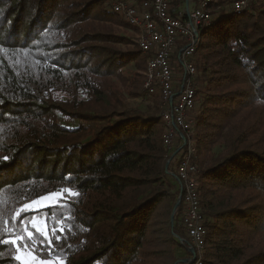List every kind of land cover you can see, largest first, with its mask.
Here are the masks:
<instances>
[{
    "label": "trees",
    "instance_id": "trees-1",
    "mask_svg": "<svg viewBox=\"0 0 264 264\" xmlns=\"http://www.w3.org/2000/svg\"><path fill=\"white\" fill-rule=\"evenodd\" d=\"M224 4L195 54L190 115L207 218L203 264H264V0L241 14ZM93 17L131 29L106 0H0V264H21L20 246L58 264L191 256L183 201L171 222L180 145L166 146L165 107L140 73L151 54L133 37L86 31ZM109 77L131 81L145 108L128 107ZM52 192L62 193L56 203L27 207ZM37 219L49 236L64 230L51 251Z\"/></svg>",
    "mask_w": 264,
    "mask_h": 264
},
{
    "label": "built area",
    "instance_id": "built-area-1",
    "mask_svg": "<svg viewBox=\"0 0 264 264\" xmlns=\"http://www.w3.org/2000/svg\"><path fill=\"white\" fill-rule=\"evenodd\" d=\"M110 8L122 15L131 25L137 45L151 54L143 70L144 89L149 94H159L164 105L162 112L166 123L164 142L168 148L183 145L176 168L181 182L184 209L182 213L190 243L189 251L195 255L188 264H203L206 251V215L198 178L201 167L195 163L196 148L192 141L191 112L195 106L197 66L195 54L202 37L215 22L220 0H106ZM235 14L250 8V0H223ZM182 65L183 76L174 81L173 57ZM186 145V146H185ZM179 148V147H178Z\"/></svg>",
    "mask_w": 264,
    "mask_h": 264
},
{
    "label": "rangeland",
    "instance_id": "rangeland-1",
    "mask_svg": "<svg viewBox=\"0 0 264 264\" xmlns=\"http://www.w3.org/2000/svg\"><path fill=\"white\" fill-rule=\"evenodd\" d=\"M224 6L226 7V9L230 8V5H228V4H224ZM215 18H217V14L215 15ZM85 29H86V31H93V32H98V31L99 32H112V33L130 36V37L134 38V34H133L132 30L125 28L123 26V24H121V22L111 21V20H103V19H99L97 17L91 18L89 20V22L87 24H85ZM115 46H117V48H121L122 50H126L127 48H133L134 44H129V45L119 44V45H115ZM194 57H195L194 60L197 63L196 55ZM172 67H173V71H174V81L176 82V92L174 95V97H176L177 93H178L177 90L179 88V87H177V84H179V81L181 80V78L183 76V68H182V65L177 61L176 55H174V57H173ZM134 72L135 71H133V70H127L126 71V73L129 74V76L131 78H133L132 74H134ZM142 72H143V70H140V73H142ZM197 76L198 75H196L195 80L197 79ZM107 82L114 83L118 87H120L122 92H124V102L127 104L128 107L145 108L147 101L145 99H143V97H135L134 95L129 94L130 92L134 91V86H133L131 81H128L129 83L125 84L121 80H117L113 77H109L107 79ZM175 147H176V145L174 146V149H175ZM174 165L176 166L175 161H174V163H172L171 166H173V169H176V167ZM53 193H56V192L46 193L45 195L39 197L38 199H35L34 201L30 202L27 205V207L33 208V209H39L41 207L48 206L52 203H56L62 195L61 196H53L52 195ZM34 223H35V226L37 227L38 230H40L42 232H47L48 227H47V223H46L45 219H37L34 221ZM15 242H17L16 239H15ZM181 253H182V255L185 254V252H183V251ZM17 255H20L22 257V259L19 260L21 262V264H41V261H51L52 264H58L59 263L58 258H54L53 256L47 257V256L40 255L37 252H35L33 249L29 248L28 246L18 247Z\"/></svg>",
    "mask_w": 264,
    "mask_h": 264
},
{
    "label": "water",
    "instance_id": "water-1",
    "mask_svg": "<svg viewBox=\"0 0 264 264\" xmlns=\"http://www.w3.org/2000/svg\"><path fill=\"white\" fill-rule=\"evenodd\" d=\"M183 146H184V144H183L182 146H180L179 148H177V149L174 151L172 157H174L176 154H178V153L181 151V149L183 148ZM169 163H170V160H169V161L167 162V164H166V169H168V167H169ZM176 178H177V180H178V183L181 184V182H180L178 176H177ZM181 203H182V195L180 194V195H179V198H178V201H177V203L175 204V206H174V208H173V212H172V216H171V222H172V225H173V226H174L175 216H176L177 210H178L179 206L181 205ZM178 239L180 240V242H181L182 244H184V239H183V238L178 237ZM187 248H188V246H187ZM190 252L192 253L193 256L195 255V250H194V249L191 248ZM180 262H182V263H189V258H187V259H182V260H180V261H177L175 264H179Z\"/></svg>",
    "mask_w": 264,
    "mask_h": 264
},
{
    "label": "snow or ice",
    "instance_id": "snow-or-ice-1",
    "mask_svg": "<svg viewBox=\"0 0 264 264\" xmlns=\"http://www.w3.org/2000/svg\"><path fill=\"white\" fill-rule=\"evenodd\" d=\"M69 192H71V190H69ZM53 196H61V193H53ZM63 229H53L52 230V236H49L47 232L44 233L45 237L48 239V250L51 251L52 250V240L53 238L58 242L62 239L63 236ZM32 234L29 233V236H31ZM15 243V241H13ZM17 260H21L22 257L20 255L16 256ZM41 264H52L51 261H41Z\"/></svg>",
    "mask_w": 264,
    "mask_h": 264
},
{
    "label": "crops",
    "instance_id": "crops-1",
    "mask_svg": "<svg viewBox=\"0 0 264 264\" xmlns=\"http://www.w3.org/2000/svg\"><path fill=\"white\" fill-rule=\"evenodd\" d=\"M175 164L177 165V162L175 161ZM175 166V165H174ZM174 169L172 168V171H173Z\"/></svg>",
    "mask_w": 264,
    "mask_h": 264
}]
</instances>
